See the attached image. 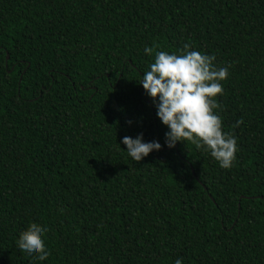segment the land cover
Instances as JSON below:
<instances>
[{
	"label": "trees",
	"instance_id": "obj_1",
	"mask_svg": "<svg viewBox=\"0 0 264 264\" xmlns=\"http://www.w3.org/2000/svg\"><path fill=\"white\" fill-rule=\"evenodd\" d=\"M184 44L228 68L214 109L236 137L228 169L167 147L138 83ZM137 134L161 144L138 162L121 143ZM31 223L43 261L16 245ZM177 258L264 264V0H0V264Z\"/></svg>",
	"mask_w": 264,
	"mask_h": 264
},
{
	"label": "clouds",
	"instance_id": "obj_2",
	"mask_svg": "<svg viewBox=\"0 0 264 264\" xmlns=\"http://www.w3.org/2000/svg\"><path fill=\"white\" fill-rule=\"evenodd\" d=\"M184 44L182 54L155 51L154 62L140 76L139 84L152 99L155 115L166 126L165 145L169 148L177 142H191L197 148L203 146L219 167L228 169L238 151L236 137L222 131L221 119L215 97L223 95V81L228 76L227 67H215L214 56L204 54ZM152 48L145 47L144 53L151 55ZM241 121L237 120L239 125ZM121 143L133 161H140L161 144L144 141L142 134L135 138L124 136ZM46 227L31 223L18 234L17 247L30 259L45 260L49 252L44 244ZM173 264H183L181 258Z\"/></svg>",
	"mask_w": 264,
	"mask_h": 264
}]
</instances>
